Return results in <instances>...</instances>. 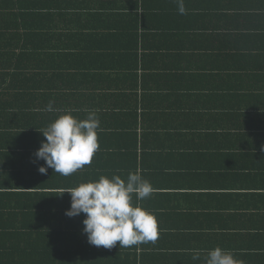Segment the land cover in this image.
<instances>
[{"label":"crops","instance_id":"0c3cea01","mask_svg":"<svg viewBox=\"0 0 264 264\" xmlns=\"http://www.w3.org/2000/svg\"><path fill=\"white\" fill-rule=\"evenodd\" d=\"M184 5L181 15L174 0H0L4 234L31 222L37 247L79 241V264H204L216 247L264 264V0ZM92 110L91 163L40 174L42 131ZM137 171L154 192L132 202L156 217L157 239L90 245L60 189Z\"/></svg>","mask_w":264,"mask_h":264},{"label":"clouds","instance_id":"9594fccd","mask_svg":"<svg viewBox=\"0 0 264 264\" xmlns=\"http://www.w3.org/2000/svg\"><path fill=\"white\" fill-rule=\"evenodd\" d=\"M174 2L178 13L186 14L184 0ZM44 110L55 111L51 101ZM98 127L99 119L95 110L89 111L84 120H77L67 112L58 116L42 131L44 140L33 154L36 161L44 162L38 172L46 174L50 168L53 172L68 176L90 164L99 147ZM60 192L61 195L67 193L70 196V208L65 211V216L73 218L84 215L82 233L92 246L110 250L117 243L119 248L130 247L155 241L158 237L156 217L132 202L133 194L140 201L154 192L153 186L139 171L129 172L126 180L118 175L110 179L101 175L96 181L63 188ZM200 258V250H194L192 259ZM204 264L244 262L235 259L231 251L216 247L207 251Z\"/></svg>","mask_w":264,"mask_h":264},{"label":"trees","instance_id":"16d2710c","mask_svg":"<svg viewBox=\"0 0 264 264\" xmlns=\"http://www.w3.org/2000/svg\"><path fill=\"white\" fill-rule=\"evenodd\" d=\"M21 225V233H14V229H8L12 238L4 234V227L0 226V264H79V241L68 248L56 242H53L58 244L56 248H52L50 243L39 244L40 247H37L35 246L37 243H34L37 240L31 233V222ZM17 234H20L19 243H15L13 239Z\"/></svg>","mask_w":264,"mask_h":264}]
</instances>
